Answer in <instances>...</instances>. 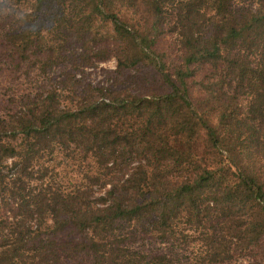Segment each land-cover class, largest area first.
I'll return each mask as SVG.
<instances>
[{"label":"trees","instance_id":"1","mask_svg":"<svg viewBox=\"0 0 264 264\" xmlns=\"http://www.w3.org/2000/svg\"><path fill=\"white\" fill-rule=\"evenodd\" d=\"M44 2L0 4L1 65L42 56L32 50L48 44L45 35L63 26L80 35L92 17L112 25V49L79 39L89 47L81 64L51 73L36 93L3 90L0 264H226L246 251L249 264H264V9L232 0H75L88 8L83 21L56 13L46 27ZM167 27L184 53L173 73L152 49ZM60 50L59 61L40 64L59 67ZM109 58L116 73L153 67L165 89L142 96L86 83L85 69ZM59 155L92 167L78 184L60 183L48 163ZM65 231L80 238L58 243ZM192 244L184 261L176 247Z\"/></svg>","mask_w":264,"mask_h":264},{"label":"rangeland","instance_id":"2","mask_svg":"<svg viewBox=\"0 0 264 264\" xmlns=\"http://www.w3.org/2000/svg\"><path fill=\"white\" fill-rule=\"evenodd\" d=\"M64 1L63 4H61ZM75 0H45L43 6L40 7L39 14L42 12V20L46 22V27L51 23L54 15L56 13H66V20L77 22L83 21L84 15L87 14L88 8L83 4L78 3L76 6H72L71 3ZM233 4L238 6H251L259 9H264V0H232ZM27 11L30 10L31 6H22ZM119 16L123 21L134 23V17L128 11L122 10L119 12ZM68 26H63L61 32L55 31L53 34L45 35L48 40V44L44 43V46H38L32 51H39L43 53L42 56H34L29 52V59L25 61H20L16 59L14 64L3 63L6 61L2 53L4 51V38L0 37V96L8 94L5 89L9 88L11 90L18 91H28L31 89L36 93V87L41 85H47L45 82V77H50L51 73L56 75L61 74L65 68L70 67L73 62L78 65L81 64V56L84 53L82 48H89L83 43L77 42L82 41L88 43V45L97 47L110 45L112 49L111 35L113 33L112 25L108 21L98 20L97 17H92L89 19L88 24L84 25L82 28V33L77 34L79 31L78 27L74 28L71 32L67 31ZM53 31V29H51ZM54 37V38H52ZM93 41V42H92ZM64 42V43H63ZM96 43V45H95ZM103 43V44H102ZM84 45V46H83ZM62 47V56L59 67L52 66L50 68L40 64L46 57L51 56L53 59L58 60L55 55L56 49ZM152 49L157 53L163 55V61L165 62L170 73H173L175 69L182 64V59L184 56L182 47L180 46L176 36L172 34L168 27L160 30L155 39V44ZM20 65V66H17ZM45 67V73L41 69ZM198 75L201 71L196 69ZM116 61L114 58H109L105 61L99 62L92 68L85 69L83 78L86 79V83H91L93 85H106L114 84L118 88H127L133 94H139L142 96L151 95L153 93H158L163 91L165 87L162 84L160 76L151 66L139 65L134 68L122 70L120 73H116ZM198 77V76H197ZM196 78L195 80H197ZM190 87V93L192 97H195L194 93V82L191 80L188 82ZM34 87V89L32 88ZM195 99V98H194ZM7 104L0 105V109L3 112H7ZM49 165L55 169V173L58 177L55 179L60 183L68 184L69 186L78 184L80 182L81 175L84 174L89 167L92 165L88 162H82L79 156H72L69 158H64L63 156H53V160H50ZM5 213L0 211V217H4ZM65 233V234H64ZM63 234L57 237V242L67 241L70 239H79V235L68 233L65 231ZM140 245V244H137ZM135 245V246H137ZM166 244H160L161 248H165ZM195 245H180L176 247L177 255L184 261L188 259H193V254L196 252ZM264 249V246H263ZM262 253V252H261ZM256 255V254H254ZM76 261L85 263L87 260L86 256L83 254H77ZM253 254L246 251L241 255H235L231 258V261L226 264H249L252 259ZM63 260H68L64 255H61ZM86 264V263H85Z\"/></svg>","mask_w":264,"mask_h":264},{"label":"clouds","instance_id":"3","mask_svg":"<svg viewBox=\"0 0 264 264\" xmlns=\"http://www.w3.org/2000/svg\"><path fill=\"white\" fill-rule=\"evenodd\" d=\"M4 3V0H0V4H3ZM19 19H21V20H23V14H21L19 17H18Z\"/></svg>","mask_w":264,"mask_h":264}]
</instances>
